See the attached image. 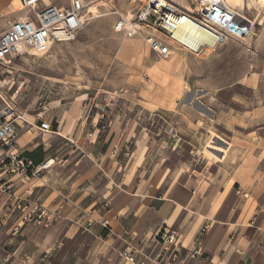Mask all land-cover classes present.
<instances>
[{
  "label": "crops",
  "instance_id": "obj_1",
  "mask_svg": "<svg viewBox=\"0 0 264 264\" xmlns=\"http://www.w3.org/2000/svg\"><path fill=\"white\" fill-rule=\"evenodd\" d=\"M19 1L0 0L1 31L33 16L15 8ZM258 46L254 56L243 51L242 70L198 77V110L209 118L200 116L196 124L195 162L170 165L173 158L155 154L159 141L150 124L133 136L131 155L126 135L103 142L98 133H87L88 122L96 126L100 113L79 119L88 105L44 115L64 133L39 131L37 115L30 123L19 122L20 155L35 164L50 163L37 177L0 173V220L18 198L63 206L64 217L47 229L27 224L18 232L16 213L8 218L0 229V264H128L120 255L125 240L155 257L160 251L155 236L165 226L181 233L176 264H264V34ZM183 146L178 142L173 149ZM78 207L108 220L111 231L98 223L83 231L76 222ZM198 246L201 255L190 256Z\"/></svg>",
  "mask_w": 264,
  "mask_h": 264
},
{
  "label": "rangeland",
  "instance_id": "obj_2",
  "mask_svg": "<svg viewBox=\"0 0 264 264\" xmlns=\"http://www.w3.org/2000/svg\"><path fill=\"white\" fill-rule=\"evenodd\" d=\"M52 1L59 6L69 3V0ZM177 1L193 6L192 0ZM141 5L139 0H111L98 7V17L88 18L74 41L55 43L45 54L32 55L30 51L19 55L11 72L0 76V109L4 108L2 100H5L14 112L35 120L40 111L53 115L64 106L69 105L65 109H70L76 108V104L88 105L87 118L99 113L101 116L96 126L88 122L87 133H98L103 142L126 135L129 148L125 150L131 155L135 151L133 136L139 137L142 126L150 124L155 141H159L155 154L173 158L168 161L170 165L194 161L199 149L194 147L196 124L200 116L209 118L198 110L196 96L202 86L197 79H205L206 74H234L245 66L243 51L250 56L259 53L264 10L253 5L241 13L255 23V33L250 38L229 40L199 55L174 50L172 55L181 62L171 70H164L166 74L154 76L152 67L164 58L151 52L141 38H129L115 30L119 13L132 15ZM20 7L19 1L15 8ZM168 57L170 60L172 56ZM63 113L58 111L59 115ZM52 128L55 133L64 131ZM178 133L184 138L180 139ZM163 135L167 137L166 143ZM178 142L184 146L176 152L173 147ZM206 155L210 156L208 152Z\"/></svg>",
  "mask_w": 264,
  "mask_h": 264
},
{
  "label": "built area",
  "instance_id": "obj_3",
  "mask_svg": "<svg viewBox=\"0 0 264 264\" xmlns=\"http://www.w3.org/2000/svg\"><path fill=\"white\" fill-rule=\"evenodd\" d=\"M192 1L193 6L187 8L177 0H147L142 2L130 18L119 13L115 30L129 38H141L158 57H168L174 50L197 55L208 47L216 49L229 40L244 41L254 35L255 23L229 7L224 0ZM20 2L22 9L33 16L16 20L0 32V76L9 74L15 59L24 52L36 49L45 54L55 43L74 41L90 14L89 3L85 0H69V5L65 7L45 4L44 0ZM110 2L96 0L98 4ZM42 3L45 4L43 7L40 6ZM199 31L212 36L214 42L199 40ZM2 101L5 106L0 109V173L37 177L49 166V162L35 164L20 155L16 127L21 121L30 122L24 114L14 112L7 101ZM87 112L88 108L83 107L79 119L86 120ZM37 116L39 124L35 127L39 131L52 133L51 122L44 120L41 111ZM78 209L80 215L76 222L83 231H89L97 223L108 232L111 231L108 220L95 219L88 208ZM15 213L17 219L14 232L27 224L47 229L64 217L63 206L52 208L37 200L18 198L7 206L6 218L0 220V229ZM180 237V230L165 226L155 236V243L160 246L155 257L127 240L120 255L128 264H176L180 254ZM189 255H201L200 247L194 248ZM9 260L7 256L4 261Z\"/></svg>",
  "mask_w": 264,
  "mask_h": 264
},
{
  "label": "bare ground",
  "instance_id": "obj_4",
  "mask_svg": "<svg viewBox=\"0 0 264 264\" xmlns=\"http://www.w3.org/2000/svg\"><path fill=\"white\" fill-rule=\"evenodd\" d=\"M139 1L145 2L147 0H139ZM224 1L229 7H231L232 9H234L235 11L240 12V13H242L245 10H250L253 7V5H255L259 8H263V10H264V0H224ZM93 2L94 1L92 0V3L89 4V12H90L89 17H91V16L92 17H98L99 16L98 5H97V3H93ZM183 6H185L187 8H191V6L189 4H184ZM126 16H128L130 18L131 14L126 15ZM197 34H198L197 35L198 39L201 41L203 40V41H206L208 43L214 42L212 36H210L207 33H203L201 31H199V32H197ZM191 44H193V42H191ZM208 50L210 51V50H214V49L211 47H208L203 52L208 51ZM30 54L41 55L43 53L39 50L33 49V50H31ZM197 55H199V54H197ZM170 56H172L170 60L166 59L167 57H163L164 59L157 61L158 63L154 67H152L151 72L154 76L159 75V74H166L164 72V70H171L181 62L180 59H178V56H173L172 54H170L169 57Z\"/></svg>",
  "mask_w": 264,
  "mask_h": 264
}]
</instances>
